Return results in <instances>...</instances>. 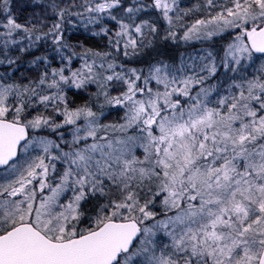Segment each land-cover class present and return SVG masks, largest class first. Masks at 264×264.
Instances as JSON below:
<instances>
[{"label": "snow or ice", "instance_id": "obj_1", "mask_svg": "<svg viewBox=\"0 0 264 264\" xmlns=\"http://www.w3.org/2000/svg\"><path fill=\"white\" fill-rule=\"evenodd\" d=\"M30 6L0 0V66L39 70L0 73V264H264V0Z\"/></svg>", "mask_w": 264, "mask_h": 264}, {"label": "trees", "instance_id": "obj_2", "mask_svg": "<svg viewBox=\"0 0 264 264\" xmlns=\"http://www.w3.org/2000/svg\"><path fill=\"white\" fill-rule=\"evenodd\" d=\"M16 5L28 14H33V12L39 13V8H33L30 5L34 3V0H14ZM183 9H192L193 11L190 12L187 16L184 17V22L194 21L197 18H201L202 16L206 15V8H205V0H184L181 3ZM97 31H92L90 27L85 29L82 24H75L74 27H71L70 30L67 32V35L71 38L72 43H84L87 47L95 48L98 51H106L108 41L103 35H93ZM159 48L161 52L166 53L169 57H175L177 60L179 58V54L183 52L181 46L173 42L171 40L164 41L163 39L159 41ZM194 49V46L190 47ZM42 51V50H41ZM149 49L145 50L147 53ZM35 55L41 54L40 51H34ZM152 55H156L155 52ZM33 59V56L24 54L20 56V59L17 61V65L15 68H8L7 66H0L1 73L9 72L11 73L14 78L18 81H22L27 83V79H35V77L39 74V70L33 66L30 61ZM54 66L58 65L57 61L53 62ZM93 87H90L89 92L92 93ZM74 92L79 90H73ZM70 97L73 98L76 104H83L87 100H89V93H81L78 96H72L69 93ZM109 111L105 113L104 117H107ZM111 122H114L119 119L120 116L123 115L122 112L118 113L115 110H111L110 114Z\"/></svg>", "mask_w": 264, "mask_h": 264}, {"label": "rangeland", "instance_id": "obj_3", "mask_svg": "<svg viewBox=\"0 0 264 264\" xmlns=\"http://www.w3.org/2000/svg\"><path fill=\"white\" fill-rule=\"evenodd\" d=\"M182 1H184V0H179L180 7L183 9V7L181 5ZM44 2H47V0H44ZM56 2L57 3H61V6H64L65 4H68L70 2H74L75 4L79 5L80 3H82V0H56ZM148 2L150 3L151 0H148ZM17 11L20 12V13H22L23 16H25V17H30L32 15V13L27 15V13L26 12H23V10L20 9L18 6H17ZM73 11H82V9L74 8ZM153 16H155V13H153ZM185 23H187V22H185ZM75 24H77V25L78 24H82L79 18H76L75 19ZM71 27H73V25H68V31L70 30ZM89 27L91 28L92 31H98L99 30L97 26L90 25ZM161 27H166V25L162 22L161 23ZM163 35H164V33L161 32V37ZM173 42L178 43L181 46V48L183 49V52L179 54V58L176 60L177 63H179L180 58H181L182 55L184 56L185 59H187V57L189 55L194 54V50L201 49V48H208V46H209L207 43L202 44L199 41H190L188 43H184L183 41H173ZM191 46H194V49H191L190 48ZM108 50L109 49L107 48L106 51H108ZM125 59H127V58H125ZM257 65H259V61H257ZM128 66L129 67H135L137 65L136 64H129ZM0 73H1V71H0ZM92 87H93L92 93H94L96 89H95V86H92ZM113 94H116V93L114 92ZM100 102L102 103L103 101L101 100ZM108 111H109V109L106 108L105 109V113H107ZM109 117H111L109 114L107 115V117H102L101 122L102 123H109V122H111L110 121L111 118H109ZM58 167H59V165H58Z\"/></svg>", "mask_w": 264, "mask_h": 264}]
</instances>
